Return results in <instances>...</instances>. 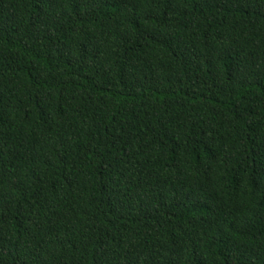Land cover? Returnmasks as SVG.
<instances>
[{"label":"trees","instance_id":"16d2710c","mask_svg":"<svg viewBox=\"0 0 264 264\" xmlns=\"http://www.w3.org/2000/svg\"><path fill=\"white\" fill-rule=\"evenodd\" d=\"M0 264H264V0H0Z\"/></svg>","mask_w":264,"mask_h":264}]
</instances>
